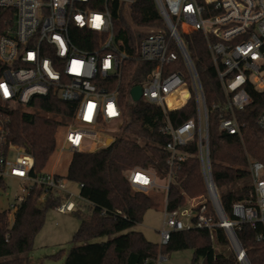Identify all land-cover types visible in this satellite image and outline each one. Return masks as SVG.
<instances>
[{
	"label": "built area",
	"instance_id": "1",
	"mask_svg": "<svg viewBox=\"0 0 264 264\" xmlns=\"http://www.w3.org/2000/svg\"><path fill=\"white\" fill-rule=\"evenodd\" d=\"M136 2L0 0V187L8 193L14 186L12 202L4 210L11 221L34 187L42 188L39 204L50 190L69 193L66 178L55 171H36L33 155L11 141L14 110L33 112L28 109L34 108V99L49 94L75 102L61 153L88 150L89 143L95 149L107 146L108 131L122 122L119 86L127 53L115 40L111 4L117 3L143 32L137 59L149 62L151 69L140 84L141 98L162 108L160 130L169 136L164 146L169 153L165 184L158 182L156 172L142 167L126 172L129 183L136 190L163 188L168 193L177 166L190 155L185 147L195 141L207 197L168 209L166 194L160 243H167L173 231L191 226L207 228L214 240V229L221 227L239 263L251 264L237 229L250 224L264 243V163L248 157L252 193L233 203L229 216L212 175L211 109L185 36L194 31L204 35L225 96L214 106L222 112L220 130L242 137L244 123L236 111L253 102L251 87L264 90V0H153L158 17L150 20H141ZM192 95L196 115L176 124L169 112L185 108ZM257 124L264 130V109ZM195 205H200L199 211L193 210ZM76 207L66 199L56 209L65 213Z\"/></svg>",
	"mask_w": 264,
	"mask_h": 264
},
{
	"label": "trees",
	"instance_id": "2",
	"mask_svg": "<svg viewBox=\"0 0 264 264\" xmlns=\"http://www.w3.org/2000/svg\"><path fill=\"white\" fill-rule=\"evenodd\" d=\"M135 7L141 20L158 17L153 0H137ZM111 10L116 43L121 51L127 53L119 86L124 121L121 133L109 145L72 152L65 178L80 185V196L89 204L87 213L75 210L80 224L72 236L70 243L73 246L67 252L64 264H158L160 256L167 257L173 251L187 248L193 250L191 264H240L229 249L226 252L216 250V246L226 248L229 245L221 227L214 229V240L207 228L191 226L173 231L165 244L150 241L142 231L133 229L152 207L153 199L148 193L134 189L126 172L142 167L164 178L169 169V153L164 149L169 136L160 130L165 114L159 105L143 98L135 102L130 99L131 88L146 79L151 64L137 59L143 32L134 26L117 3L111 4ZM185 38L203 86L206 104L211 109L209 148L213 179L220 191L222 205L231 216L233 203L248 198L252 193L248 157L264 163V130L257 124V118L264 109V90L251 87L253 102L236 111L237 118L244 123L242 137L221 131L222 112L214 106L222 104L225 96L212 66L204 35L194 31ZM33 103L37 112L20 109L12 112L11 141L33 155L36 171L46 172L57 151L58 128L70 123L75 102L49 94L35 98ZM169 114L176 124L194 117L195 97L192 95L185 108ZM185 149L190 155L176 168L167 193L168 209L181 208L186 205L187 198L206 194L197 144L191 142ZM41 192V187H34L11 221L7 212L0 208V264H43L27 254L33 248L48 209L56 208L69 199L70 193L57 194L50 190L44 202L39 204ZM207 206L209 209V203ZM199 209L200 205L193 207L194 211ZM191 220L196 221V215ZM257 233L250 224L237 229L251 264H264V243L258 240ZM103 236L110 237L96 240Z\"/></svg>",
	"mask_w": 264,
	"mask_h": 264
},
{
	"label": "rangeland",
	"instance_id": "3",
	"mask_svg": "<svg viewBox=\"0 0 264 264\" xmlns=\"http://www.w3.org/2000/svg\"><path fill=\"white\" fill-rule=\"evenodd\" d=\"M129 18L131 17L129 16ZM16 105L19 106V104ZM28 110L37 112L36 108ZM123 121L124 120H122V122L119 123L117 126L112 127L114 128V130L108 131V134H110L109 137H112V139H114L116 135H119L121 133L120 127ZM66 129L67 126H59L57 131V151L51 158V161L46 168V172L55 171L58 175L64 178L67 175L68 166L72 158L71 151L65 150L61 153L59 150ZM87 149L93 150L95 149V145L89 143ZM251 159L255 158L251 157ZM158 182L160 184H165L166 178H161L158 175ZM66 183L67 191L70 193L69 199L77 205L75 210L79 209L81 212L87 213V206L89 202L80 196V185L77 182L70 181L68 179H66ZM13 189L14 186L11 185V188L8 189V193H5L3 187H0L1 209H6L10 202H12L14 191ZM145 193H148L152 196L153 204L152 207L149 208L144 214L142 221L136 223L133 229L142 231L148 240L159 243V230L161 229L163 224L167 191L163 188H156L152 191ZM204 196L205 198L207 197V195L204 194L198 197L187 198L185 206H190L191 203L198 202ZM75 210L63 213L58 211L56 208L48 209V211L46 212L44 224L40 231L36 234L33 243V248L28 252L27 256L43 264H64L66 254L69 249L73 246L70 241L74 232L77 230L80 224V218L75 212ZM109 237L110 236H103L97 238L96 240H107ZM216 250L220 252H226L228 251V247L223 248L216 246ZM54 255L57 256L53 257ZM192 256L193 250L191 248L176 250L171 252L165 259L160 256L158 258V264H191Z\"/></svg>",
	"mask_w": 264,
	"mask_h": 264
},
{
	"label": "water",
	"instance_id": "4",
	"mask_svg": "<svg viewBox=\"0 0 264 264\" xmlns=\"http://www.w3.org/2000/svg\"><path fill=\"white\" fill-rule=\"evenodd\" d=\"M131 97L133 101H139L142 96V87L141 85H135L134 87L131 88L130 90ZM113 141L112 137H109L106 140V145H109Z\"/></svg>",
	"mask_w": 264,
	"mask_h": 264
},
{
	"label": "snow or ice",
	"instance_id": "5",
	"mask_svg": "<svg viewBox=\"0 0 264 264\" xmlns=\"http://www.w3.org/2000/svg\"><path fill=\"white\" fill-rule=\"evenodd\" d=\"M99 19H100L99 17H96V20H97V21H99Z\"/></svg>",
	"mask_w": 264,
	"mask_h": 264
}]
</instances>
